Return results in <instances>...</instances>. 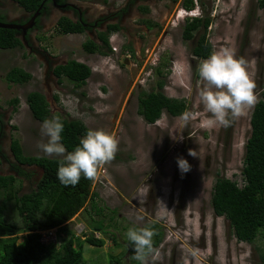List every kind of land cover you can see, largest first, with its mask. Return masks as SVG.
<instances>
[{
  "label": "rangeland",
  "instance_id": "374dc122",
  "mask_svg": "<svg viewBox=\"0 0 264 264\" xmlns=\"http://www.w3.org/2000/svg\"><path fill=\"white\" fill-rule=\"evenodd\" d=\"M77 1L91 8V18L108 9H128L121 18V30L109 38L117 50L106 57L88 55L82 48L87 39L84 35H50L41 43L61 63L73 59L90 67V78L79 88L65 79L61 83L52 76L45 79V68L32 56L26 57L24 50L0 53V107L12 113L10 125L15 128L3 140L4 154L11 156L9 144L15 139L25 156L61 159L45 155L37 147L47 143L48 137L26 104L30 92L47 95L50 119L58 113L62 118L80 120L88 130L103 129L119 141L114 159L99 170L91 184L105 222L114 225L109 232L115 235L116 244L110 235L102 236V247L85 244L83 257L88 264L97 258L109 264L111 256L130 264L127 230L152 223L163 229V239L155 248L158 259L149 257V264H260L264 238L253 244L238 242L228 222L214 215L210 203L217 177L243 185L242 161L253 108L232 121L229 133L223 126L202 128V117L182 127L181 115L171 117L163 112L156 123L147 124L137 112L139 93L157 91L159 81L164 82L160 91L166 97L185 100V112H203L199 99L203 82L198 71L202 60L191 55L193 40L182 39L185 19L198 16L201 10L211 19L208 40L212 50L232 48L238 58L243 57L256 82L258 101H264V12L257 0H194L197 7L192 12L183 9L182 0ZM137 6L148 7L147 14H140ZM126 53L130 58H124ZM13 67L30 73L32 79L23 85L7 83L5 76ZM13 99L18 100L15 108L9 107ZM181 157L191 166L186 173L176 163ZM21 170L31 175L21 183V193H27L42 170L34 166H21ZM14 174L0 172L1 176ZM89 208L87 203L67 223L82 240L91 235L87 226L90 214L94 220L100 217ZM22 239L18 236L17 242ZM58 242L62 244L59 237Z\"/></svg>",
  "mask_w": 264,
  "mask_h": 264
},
{
  "label": "trees",
  "instance_id": "16d2710c",
  "mask_svg": "<svg viewBox=\"0 0 264 264\" xmlns=\"http://www.w3.org/2000/svg\"><path fill=\"white\" fill-rule=\"evenodd\" d=\"M20 4L30 9H36L41 0H18ZM177 1V0H175ZM181 5L186 12H192L197 4L194 0H182ZM201 5V3H200ZM257 7L264 12V0H257ZM143 12L148 9H142ZM150 22V21H148ZM147 23V22H146ZM148 24V23H147ZM210 17L201 10L198 16L187 17L182 27V39L192 41L191 55L197 60L206 59L212 52V46L208 40V28ZM156 25V24H154ZM150 26V25H149ZM61 34H81L84 29L81 24H75L65 19L59 24ZM117 30V26H110L109 32ZM0 47L12 48L17 45L11 32L0 31ZM196 38V39H195ZM102 45H96L91 41L83 43L82 48L87 54H97L102 57L109 56L112 52L109 37L100 34ZM160 74V70H157ZM59 79L71 82L79 88L86 84L92 71L89 66L76 60H69L65 65L56 67L53 71ZM5 79L10 84L23 85L28 83L32 76L23 69L11 68ZM164 82L159 81L157 91L140 92L138 96V115L147 124H154L163 112L171 117L182 115L187 105L183 99L166 97L160 90ZM82 97L83 93L80 94ZM264 95V94H263ZM58 102L57 96L54 99ZM16 107L17 99L9 102ZM26 104L31 117L37 122L43 123L50 119V107L46 97L37 91L26 95ZM64 131L61 133V143L68 152L74 151L79 141L88 131V128L80 120L62 118ZM250 136L244 146L241 176L243 185L238 186L223 176L217 177L211 193V207L216 217H223L229 224L232 234L238 242L253 244L258 238H264V101L259 100L250 114ZM230 132V126L226 127ZM11 153L15 162L21 166L37 167L42 174L35 187L21 193L22 180L31 178L21 169H15V175H0V264H88L83 257L85 244L91 247H102V236L110 235L116 244L115 235L109 232L111 224H107L103 215V209L96 203L97 193L91 191L92 180L81 177L79 183L73 186H64L57 178L59 158L31 157L23 154L22 147L17 140L11 141ZM89 204V212L98 217L88 220L91 231L97 232L100 238L93 235L85 239L76 237L67 227V223L75 215ZM114 213V211H113ZM110 223L112 218H109ZM114 226V225H113ZM112 226V227H113ZM145 227L156 231L154 247L157 248L163 239V229L156 223ZM57 229V236L62 244L42 245L39 242V232L49 229ZM22 235V241L17 242V237ZM129 248L130 264H140L135 260L134 245L127 240ZM102 259L97 258L94 264H103ZM109 264H124L120 258L111 256ZM260 264H264V255H261Z\"/></svg>",
  "mask_w": 264,
  "mask_h": 264
},
{
  "label": "clouds",
  "instance_id": "9594fccd",
  "mask_svg": "<svg viewBox=\"0 0 264 264\" xmlns=\"http://www.w3.org/2000/svg\"><path fill=\"white\" fill-rule=\"evenodd\" d=\"M198 71L203 82L199 92L203 112H184L179 117L182 127L201 117L202 128L228 127L233 120L247 115L258 103L257 85L248 70V62L243 57L238 58L234 49L225 47L213 51L201 61ZM41 131L48 141L37 147L47 156L61 158L57 178L64 186L74 187L82 176L96 179L99 170L110 163L118 151L119 141L114 134L103 129H89L74 151L68 152L61 143L64 124L58 116L45 119ZM189 155L193 152L190 151ZM176 163L181 173L190 170L188 161L182 157L177 158ZM156 234L150 227H130L127 230L126 236L134 245L133 258L140 264H149V257L152 261L158 259L153 240Z\"/></svg>",
  "mask_w": 264,
  "mask_h": 264
},
{
  "label": "flooded vegetation",
  "instance_id": "af4514ba",
  "mask_svg": "<svg viewBox=\"0 0 264 264\" xmlns=\"http://www.w3.org/2000/svg\"><path fill=\"white\" fill-rule=\"evenodd\" d=\"M144 8L149 9L145 6H137L136 10L139 11L140 14H147V11H142ZM90 9L91 8L86 6L84 2L77 0H41L36 9L27 8L20 4L18 0H0V24L9 27L0 28V31H7V33L11 32L13 39L18 42L17 45L12 48L0 47V53L16 52L18 49L24 50L26 57L32 56V58L37 59L42 64L43 68H45V79H49L51 76L58 79L53 73L54 69L60 65H65L69 60L61 63L58 58L49 54L46 49L42 47L43 45H41V43L51 37L50 35L54 37L56 35H84L87 38L85 42L91 41L100 46L102 45V42L99 40L100 34L108 35L110 38L112 34L118 33L121 30V18L128 11V9H126V11L123 12L124 8L121 9V7L117 11L108 9L105 13H99L91 18ZM65 19L75 24H81L84 29L83 33L65 35L59 33V24ZM147 21L148 20H146V22ZM110 26H117V30L110 33ZM0 34L2 33L0 32ZM55 97L56 96H54L53 99H55ZM9 107L14 108L11 104ZM11 114V112H8V109L0 107V172L4 174H10L15 172V169H21V165L15 162L12 153L10 154L11 156H9L4 154L1 149L3 140L15 129L10 125ZM10 147L11 145L9 144V150Z\"/></svg>",
  "mask_w": 264,
  "mask_h": 264
},
{
  "label": "built area",
  "instance_id": "2783aa9c",
  "mask_svg": "<svg viewBox=\"0 0 264 264\" xmlns=\"http://www.w3.org/2000/svg\"><path fill=\"white\" fill-rule=\"evenodd\" d=\"M112 48V52L116 51L117 49L115 47H111ZM124 58L127 59V58H130V54L129 53H126L124 55ZM99 175V174H98ZM91 235H93L95 238H100L99 237V234L97 232H93L91 230H88ZM39 235H40V238H39V242L42 244V245H49V244H56L57 246L59 245V242H58V236H57V229H49V230H45V231H40L39 232Z\"/></svg>",
  "mask_w": 264,
  "mask_h": 264
},
{
  "label": "water",
  "instance_id": "95a60500",
  "mask_svg": "<svg viewBox=\"0 0 264 264\" xmlns=\"http://www.w3.org/2000/svg\"><path fill=\"white\" fill-rule=\"evenodd\" d=\"M0 28H9L8 26H6V25H2V24H0ZM15 176H17V174L15 173L14 174Z\"/></svg>",
  "mask_w": 264,
  "mask_h": 264
}]
</instances>
